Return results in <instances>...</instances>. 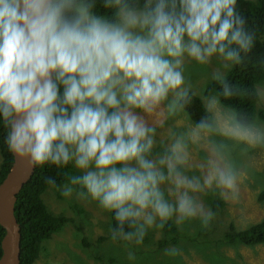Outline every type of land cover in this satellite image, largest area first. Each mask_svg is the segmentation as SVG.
Returning a JSON list of instances; mask_svg holds the SVG:
<instances>
[{
	"label": "clouds",
	"instance_id": "9594fccd",
	"mask_svg": "<svg viewBox=\"0 0 264 264\" xmlns=\"http://www.w3.org/2000/svg\"><path fill=\"white\" fill-rule=\"evenodd\" d=\"M246 25L237 0H0L8 150L30 168L74 164L80 174H65L62 195L114 214V242L142 245L170 220L207 229L215 213L201 196L236 200L237 153L264 149V120L226 103L264 104V87L242 89L226 74L254 47ZM213 60L219 87L199 97L203 115L158 141V127L197 97L189 66Z\"/></svg>",
	"mask_w": 264,
	"mask_h": 264
},
{
	"label": "rangeland",
	"instance_id": "374dc122",
	"mask_svg": "<svg viewBox=\"0 0 264 264\" xmlns=\"http://www.w3.org/2000/svg\"><path fill=\"white\" fill-rule=\"evenodd\" d=\"M219 66V62L215 60L209 66H189L186 75L189 76L193 91L197 95H205L203 90L212 80L211 73ZM258 87H264V82ZM258 105L264 108V104ZM146 119L151 123L153 118L146 117ZM158 119L163 120L164 117L161 116ZM191 123L188 115L183 113L168 119L162 127H158V141L167 142L171 131H182ZM199 158L194 154V160ZM1 160L0 153V163ZM237 162L241 171L238 181L239 195L236 200L226 201L227 206L217 216L216 220L220 226L215 223L218 227L217 232L214 231L213 223H210L206 229L202 227L198 219L186 222L183 226H177L173 222L178 231L202 242L204 237L207 240L220 237L231 222L236 228L245 229L264 218V201L259 198V194L264 190V149L250 150L246 154L237 153ZM64 185L49 187L43 194V198L54 214H64L70 220L62 231L55 233L44 243L41 255L35 264H225L223 260H215L221 254L224 259L225 256L230 257L228 260L225 259L228 263L264 264L263 244L254 247L242 244L237 248L220 245L219 254L214 257L210 255L215 250L214 247L205 245L202 248L203 251H199L196 241L185 240L183 233L177 245L173 243L158 245V241L164 238V229H149L146 236L150 241H144L142 245L125 241L114 242L111 239L109 226L110 213L101 209L95 201L80 199L75 192L71 197L63 196ZM201 199L206 207H210L208 194L202 195ZM153 248L157 250L151 252ZM169 248L178 249L180 255L166 256L165 250ZM187 249L189 252H186ZM129 252L134 254V260H129Z\"/></svg>",
	"mask_w": 264,
	"mask_h": 264
},
{
	"label": "trees",
	"instance_id": "16d2710c",
	"mask_svg": "<svg viewBox=\"0 0 264 264\" xmlns=\"http://www.w3.org/2000/svg\"><path fill=\"white\" fill-rule=\"evenodd\" d=\"M98 10L103 12L104 9L98 2ZM237 11L246 17L249 30L255 32V43L252 51L248 54L245 61L241 65L234 66L227 71L228 79L242 89H255L258 85L264 82V0H237ZM218 85L210 80L203 90L204 94L211 93L218 89ZM199 95L194 98L193 103L188 107V118L191 122L198 120L203 115L201 101ZM233 104L241 111L248 112L258 116L264 120V108H260L258 103L253 99L236 97L226 101ZM7 129L0 123V153L2 160L0 163V183L7 176L14 163V155L8 150L6 143ZM78 175L80 172L75 169L73 164L67 167L57 168L55 165L47 164L43 167H36L32 178L24 185L15 204L16 220L21 226V263L20 264H35L41 255L44 243L49 240L55 233L60 232L69 222V218L64 214H54L48 207L43 198V194L47 191L49 185L46 183V178L51 177L56 180V186H62L68 183L67 175ZM260 200L264 201V190L259 194ZM208 205L215 213L214 219L210 222L218 225L217 216L227 206V202L219 196L208 194ZM174 220H170L164 227V238L158 241V245H168L173 243L179 244L180 235ZM115 224L114 214L110 213V227ZM219 226V225H218ZM220 227V226H219ZM218 227L215 225L214 231L217 232ZM4 228L0 225V257L2 255L1 240L4 235ZM214 232V233H215ZM184 234V233H183ZM185 240L196 241V247L199 251L205 245L214 247L210 255L214 257L219 254V246L226 245L230 248H237L242 244L249 247H254L259 244L264 245V218L260 221L250 224L245 229L236 228L233 222L221 233L220 237H213L207 240L204 237L201 241L197 238L191 239V236L184 234ZM144 241H150L146 236ZM122 242V241H119ZM86 244H88L85 241ZM157 249H151L155 252ZM186 252H189L187 249ZM223 255V254H221ZM217 256L215 260H223L225 264H234V262H226L229 256L225 259L222 256ZM50 264V263H46ZM129 264V263H126Z\"/></svg>",
	"mask_w": 264,
	"mask_h": 264
},
{
	"label": "water",
	"instance_id": "95a60500",
	"mask_svg": "<svg viewBox=\"0 0 264 264\" xmlns=\"http://www.w3.org/2000/svg\"><path fill=\"white\" fill-rule=\"evenodd\" d=\"M35 168H30L25 161L18 160L14 155V163L0 183V225L5 231L1 240L0 264L21 263L22 235L21 226L16 220L15 204L18 194L32 178Z\"/></svg>",
	"mask_w": 264,
	"mask_h": 264
}]
</instances>
